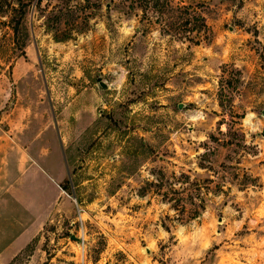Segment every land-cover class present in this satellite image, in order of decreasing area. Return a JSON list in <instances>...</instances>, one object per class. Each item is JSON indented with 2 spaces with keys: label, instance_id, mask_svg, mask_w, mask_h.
<instances>
[{
  "label": "rangeland",
  "instance_id": "1",
  "mask_svg": "<svg viewBox=\"0 0 264 264\" xmlns=\"http://www.w3.org/2000/svg\"><path fill=\"white\" fill-rule=\"evenodd\" d=\"M25 2L0 7V140L57 193L9 264H264V0H171L199 44L164 0Z\"/></svg>",
  "mask_w": 264,
  "mask_h": 264
},
{
  "label": "crops",
  "instance_id": "2",
  "mask_svg": "<svg viewBox=\"0 0 264 264\" xmlns=\"http://www.w3.org/2000/svg\"><path fill=\"white\" fill-rule=\"evenodd\" d=\"M7 143L0 140V264H9L39 235L57 193L48 161L47 167L41 164L33 147L18 151L13 140L7 150ZM19 153L27 166L17 163Z\"/></svg>",
  "mask_w": 264,
  "mask_h": 264
},
{
  "label": "trees",
  "instance_id": "3",
  "mask_svg": "<svg viewBox=\"0 0 264 264\" xmlns=\"http://www.w3.org/2000/svg\"><path fill=\"white\" fill-rule=\"evenodd\" d=\"M14 1L17 0H0V7L11 8L14 10L16 14L18 13L20 18L15 19V16L12 17V21L15 22V24L17 25L22 19L21 17L24 15L23 7L24 4L26 3L25 2L26 0H18L17 4L18 5L20 4L18 8H13L15 3ZM151 1L154 7L159 4V0H151ZM164 2L168 6L167 11L169 12V15L170 14L172 15L173 13L176 14V19L178 20L177 24L179 26V29L184 33L182 39L192 42L194 44H199L200 42L199 37L201 36L202 31L204 32V30L208 29V27L204 21V17L198 12V10H196V6H192L191 4L174 6L171 3V0H164ZM98 5L99 4H96V6ZM73 11L75 12V10ZM167 26H172V24L169 23ZM191 185H194L196 190H199L200 188V185L198 183H193V184L191 183ZM174 192L176 191L174 190ZM179 197L180 198H177L175 202H173L172 207L174 209H179L183 212V210L187 208L186 202L188 201L186 196H184V193ZM188 198L190 201L189 203H191L190 207L188 208L189 210H191V214H189V216L190 218L197 217L200 214L201 210L204 209V204H203L204 202L201 197L196 198L195 195L193 196L189 194ZM171 199L173 198L172 197L170 198L169 196L168 201H172Z\"/></svg>",
  "mask_w": 264,
  "mask_h": 264
}]
</instances>
